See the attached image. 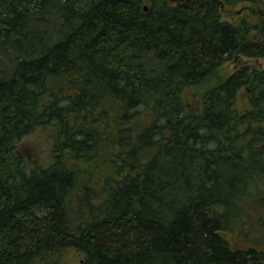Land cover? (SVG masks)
I'll return each instance as SVG.
<instances>
[{
	"label": "trees",
	"instance_id": "1",
	"mask_svg": "<svg viewBox=\"0 0 264 264\" xmlns=\"http://www.w3.org/2000/svg\"><path fill=\"white\" fill-rule=\"evenodd\" d=\"M260 58L264 0H0V264H264Z\"/></svg>",
	"mask_w": 264,
	"mask_h": 264
},
{
	"label": "rangeland",
	"instance_id": "2",
	"mask_svg": "<svg viewBox=\"0 0 264 264\" xmlns=\"http://www.w3.org/2000/svg\"><path fill=\"white\" fill-rule=\"evenodd\" d=\"M247 4H249V3H241L238 6H236L234 8L236 13L238 15H240V13L242 15H249V14L251 15V12L248 9L249 5H247ZM228 9H230V8L228 7ZM228 9L224 13L223 17H224V19L232 20V18L229 17V15H227ZM248 60L252 63H256V64H259L260 66L264 67V58H260L257 60H255V59H248ZM236 66H237V64L235 63V61L229 60L226 63L225 67L227 70L231 71ZM22 142L25 143L29 147L30 157L32 160L37 159L40 164L47 163V161L50 158L51 145H50L49 140H47L43 136V134L41 135L40 131H36L30 135H27L26 137H24Z\"/></svg>",
	"mask_w": 264,
	"mask_h": 264
},
{
	"label": "water",
	"instance_id": "3",
	"mask_svg": "<svg viewBox=\"0 0 264 264\" xmlns=\"http://www.w3.org/2000/svg\"><path fill=\"white\" fill-rule=\"evenodd\" d=\"M145 8L147 9V8H148V6L146 5V6H145Z\"/></svg>",
	"mask_w": 264,
	"mask_h": 264
}]
</instances>
